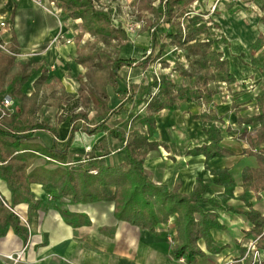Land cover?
<instances>
[{
  "label": "crops",
  "instance_id": "crops-1",
  "mask_svg": "<svg viewBox=\"0 0 264 264\" xmlns=\"http://www.w3.org/2000/svg\"><path fill=\"white\" fill-rule=\"evenodd\" d=\"M93 3L96 9L111 12L112 16V4L98 7L96 0ZM144 10L149 11L146 7ZM188 10L190 13L179 17V9L175 7V18L171 22L155 15V23L150 27V45L153 29L159 26L163 35L156 49L161 50L169 66L158 63L162 67L160 71H137L143 68L124 66L117 71L116 79L106 87L108 108L114 110L128 100L123 112L111 116L107 123L124 130L132 114L142 107L143 104L138 101L155 74H169L181 87L189 84V79L181 75L176 66H183L189 72L196 70L190 65L187 52L171 43L169 34L174 32L175 22L188 23L192 15L204 13L206 18H213L219 23L218 45L224 57L229 59L237 83L219 87L210 82L209 87L217 92L214 102L208 106L196 100L180 98L174 110H162L150 141L163 142L167 146H160L158 151L151 152L145 160V168L157 184H165L173 189L178 181L181 182L180 192L183 194L195 190L198 178L209 181L204 197L221 206L210 203H201L200 206L205 212L218 215L222 227L213 228L211 233L222 250L218 253L208 251L205 241L201 239L198 244L206 253L204 257H199L196 263L177 260L171 255L173 241L169 239L177 232V214L172 215L167 224L151 232L117 219L114 202L99 200L72 203L68 197H54L56 190L33 183L31 190L38 206L30 223L28 203H19L14 209L16 215L27 221L23 222L29 229L28 237L23 239L13 229L1 236L0 264H10L3 255L11 253H21L17 264H222L228 259L244 255L246 245L255 237L250 232L253 224L245 213L255 209L264 215V190L257 194L243 187V172L248 168H257L258 162L254 155L244 153L249 144L240 139L246 125L239 121L240 115L257 112V96L264 93L261 72L264 70V0H194ZM3 20L7 21L8 26L6 29L0 27V37L8 39L10 46L12 41H16L18 51L12 50L18 56H15L11 71H0V97L6 94L12 97L14 104L10 112H14L20 107V102L7 90L11 77L18 72V63L39 65L22 91L27 97L36 92L38 94L36 121L58 129V137L47 130L37 129L33 137L25 139L24 143L51 148L57 142L58 147L63 148L72 131L73 113H82L87 118L75 121L77 130L68 150V163L86 162L93 156L105 157L109 166L125 162L126 154L118 139L107 131L89 135L83 128L92 129L104 120L91 100L87 99V90L93 88L95 83L88 78L87 68L76 61L78 49L83 48L86 42H91L85 40L86 35L90 34L79 39L83 20L72 18L51 0H0V22ZM112 21L115 26L127 31L122 20L115 21L112 17ZM255 43H262L263 46L253 51ZM142 50L144 54L140 58H129L141 61L147 53L145 48ZM125 68L129 71H121ZM43 74L46 79L38 81ZM247 79L256 82L252 89L246 84ZM81 88L86 89L82 97L88 101L87 104L82 102L79 93ZM64 92L72 97L57 104ZM77 99L79 103L76 110L69 111V104L72 105ZM208 109L218 113L220 120L215 125L221 130L220 145L231 150L232 155L208 159L205 154L196 152L197 148L211 143L203 122L196 118ZM36 168L53 171L65 168V165L50 162L47 156H41L34 160L27 173ZM213 170H228L236 181L234 196L225 202L223 195L226 188L216 183L218 176ZM0 196L8 204L12 202L11 191L1 176ZM61 210L73 215V223L64 218ZM86 220L89 222L86 223Z\"/></svg>",
  "mask_w": 264,
  "mask_h": 264
},
{
  "label": "trees",
  "instance_id": "trees-1",
  "mask_svg": "<svg viewBox=\"0 0 264 264\" xmlns=\"http://www.w3.org/2000/svg\"><path fill=\"white\" fill-rule=\"evenodd\" d=\"M72 18L83 20V31L78 35L81 39L90 34L97 39L96 45L86 42L85 46L77 51L76 61L87 68L88 78L95 83L87 90L88 99L94 104L103 121L94 128L84 126V130L93 135L107 131L113 138L119 140L126 154L125 162L117 166H109L105 157H91L86 162L68 163V150L72 145L74 133L77 130L75 121L87 118L85 114L73 113L72 131L63 148L57 142L47 148L38 145L25 144V139L33 137L34 131L44 129L58 137L57 127L45 122L36 121L37 92L27 97L22 91L24 84L31 78L39 65L30 62L18 63V72L11 77L7 92L20 102L14 112L8 113L0 120V176L7 182L12 194L9 207L0 197V237L5 236L10 229L17 235L27 239L29 229L23 220L12 210L19 203L30 205L28 222L35 214L38 202L31 190L33 183H40L57 191L56 198L68 197L72 203H91L99 200L111 201L115 204L117 219L129 222L142 229L155 232L160 225L167 224L174 214L178 216L177 232L172 237L171 255L188 263H196L199 257L206 253L201 250L198 242L203 239L207 250L218 253L222 250L214 240L211 230L221 228L218 215L214 212H205L201 203H210L221 206L212 199L204 197L209 181L198 178L197 187L190 194L180 192L181 182L170 189L165 184H157L152 174L145 168V160L160 146L166 147L163 142L150 141L157 128V118L164 109L174 110L178 100H196L206 106L214 102L216 90L209 87L210 82L216 85L225 83L234 85L237 77L231 70L229 59L219 47L217 35L220 34V25L213 18H206L204 13H197L190 17L188 23L175 22V30L169 34L172 45L187 52L190 65L196 70L193 74L183 66H176L179 73L189 79V84L181 87L169 74H155L150 83L145 86L143 96L138 101L142 107L132 114V119L125 125L124 130L111 127L107 121L113 115L121 114L127 104L126 99L118 108H108L107 85L116 79L117 71L122 67L145 68L149 63H160L169 66L161 50L156 52L160 36L163 35L160 27L152 32L150 53H146L141 61L133 58H112L107 48L115 41L127 42L129 35L125 28L115 26L111 12L96 9L93 0H51ZM194 0H161L158 7H154L149 0H145L146 8L158 18L171 22L175 18V7L179 9L177 15L185 16L190 11L188 7ZM159 22H157L158 25ZM223 41L226 43L225 38ZM102 43L103 49L96 46ZM262 43H255L252 50L262 47ZM11 48L18 51L16 41H12ZM162 49V48H161ZM15 65V57L0 51V71H11ZM90 71V72H89ZM264 79V70L261 71ZM46 79L43 74L38 81ZM80 81L82 78H79ZM85 88L79 93L82 97ZM72 96L63 93L61 101ZM2 100V97H0ZM257 112L253 115L239 116L240 123L246 125L240 139L249 144L244 150L247 155H254L258 162L257 168H248L243 172V187L257 194L264 190V93L257 96ZM79 100L69 104L68 110L73 112ZM204 124V128L211 143L197 148L196 152L205 154L207 158L232 155L231 150L221 147V130L215 122L220 120L218 113L212 109L201 112L196 116ZM256 128L255 131H252ZM47 156L50 162H58L65 168L53 171L36 168L27 173L34 160ZM218 176L216 183L226 188L223 202L234 196L236 181L228 170H213ZM230 209V207H227ZM64 218L72 222L73 215L61 210ZM253 224L250 230L255 237H260L258 246L264 249V215L255 209L245 213ZM72 219V220H71ZM86 223L89 221L86 220Z\"/></svg>",
  "mask_w": 264,
  "mask_h": 264
},
{
  "label": "rangeland",
  "instance_id": "rangeland-1",
  "mask_svg": "<svg viewBox=\"0 0 264 264\" xmlns=\"http://www.w3.org/2000/svg\"><path fill=\"white\" fill-rule=\"evenodd\" d=\"M160 1L161 0H149V2H151L154 7H158ZM96 4L98 7H106L112 4L114 6L113 14H112L113 19L115 21L122 20L130 35V40L128 42L115 41L112 46L107 48L112 58H117V57L129 58L132 56L140 58L144 54V50H142L143 48L146 49L147 53H150L151 51L150 27L155 23L156 16L155 14L152 13L151 10L149 11L144 10L146 7L144 0H96ZM212 11L215 10L213 9ZM85 40L91 41L92 45L94 46L97 43V39L90 35H86ZM96 47L99 49L100 48L103 49L104 45L100 43ZM135 47H137V49ZM157 51L159 50L156 49V52ZM157 64L158 63H154V62L149 63L146 69L144 68L138 69L137 71H160L162 67L161 65H157ZM262 65L264 68V64ZM121 71H129V70L125 68V70H121ZM191 72L196 74L194 70H192ZM246 84L249 85L250 88L252 89L254 84H256V82L248 81V83ZM218 86L224 87L225 84L219 83ZM82 102L83 104L88 103V101L85 100V98L83 97H82ZM9 262L10 264H13V261L10 260Z\"/></svg>",
  "mask_w": 264,
  "mask_h": 264
},
{
  "label": "built area",
  "instance_id": "built-area-1",
  "mask_svg": "<svg viewBox=\"0 0 264 264\" xmlns=\"http://www.w3.org/2000/svg\"><path fill=\"white\" fill-rule=\"evenodd\" d=\"M7 26L8 24L6 20L0 22V27L2 29H6ZM0 51L12 55L14 57L18 56V54L12 50L9 40L4 39L2 37H0ZM13 104L14 102L10 95L6 94L5 96H3L2 100H0V120L5 117L8 113H10ZM252 131H255V129H252ZM4 203L9 207V205L5 201ZM12 210L16 212L14 209ZM23 221L27 223L25 219H23ZM259 238L260 237H254L249 241V243L246 245V251L243 256L239 258L228 259L222 264H264V249H261L258 246ZM169 239L170 241H172L171 236L169 237ZM3 257L9 261H13V264H17L20 260L21 253L6 254L3 255Z\"/></svg>",
  "mask_w": 264,
  "mask_h": 264
}]
</instances>
